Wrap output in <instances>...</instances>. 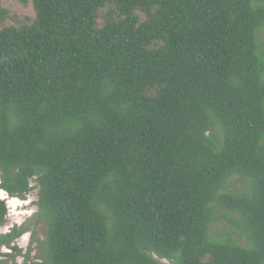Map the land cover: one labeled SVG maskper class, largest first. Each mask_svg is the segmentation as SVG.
Here are the masks:
<instances>
[{
    "label": "trees",
    "instance_id": "16d2710c",
    "mask_svg": "<svg viewBox=\"0 0 264 264\" xmlns=\"http://www.w3.org/2000/svg\"><path fill=\"white\" fill-rule=\"evenodd\" d=\"M11 1L0 189H38V264H264V0Z\"/></svg>",
    "mask_w": 264,
    "mask_h": 264
},
{
    "label": "rangeland",
    "instance_id": "374dc122",
    "mask_svg": "<svg viewBox=\"0 0 264 264\" xmlns=\"http://www.w3.org/2000/svg\"><path fill=\"white\" fill-rule=\"evenodd\" d=\"M6 5L10 3L13 5L14 10L21 14L31 15L32 10L30 8H24L23 6L14 3L10 0H5ZM33 185L36 184L35 181L32 182ZM232 187L231 190H237L241 184L235 180H231ZM1 199L7 201L9 207L8 223L6 226L0 228V234L10 231L15 225L17 226H30V231L23 235L18 241L17 245L23 250V254H29L30 262L29 264H38L41 262L40 259V241L44 239V228L42 225H38L34 219L36 212L38 211L37 201H38V189H34L30 193L26 200H8V194L0 192ZM8 196V197H7ZM234 226L225 218L213 223L211 227V234L213 236H218L221 233L228 232L232 230ZM34 236V241H33ZM3 252H11L8 249H3ZM18 262L22 263L24 258L22 256L18 257Z\"/></svg>",
    "mask_w": 264,
    "mask_h": 264
},
{
    "label": "bare ground",
    "instance_id": "6f19581e",
    "mask_svg": "<svg viewBox=\"0 0 264 264\" xmlns=\"http://www.w3.org/2000/svg\"><path fill=\"white\" fill-rule=\"evenodd\" d=\"M0 192L1 193H4L5 195H7V193L4 191V190H1L0 189ZM8 197V196H7ZM0 198H2L1 196H0ZM8 200H10V202L12 201V200H18L17 198H10V197H8Z\"/></svg>",
    "mask_w": 264,
    "mask_h": 264
}]
</instances>
